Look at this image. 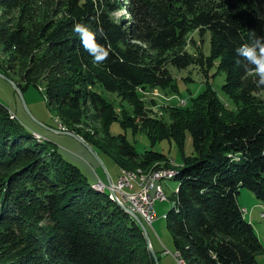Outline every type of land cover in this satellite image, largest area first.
<instances>
[{
    "label": "trees",
    "instance_id": "1",
    "mask_svg": "<svg viewBox=\"0 0 264 264\" xmlns=\"http://www.w3.org/2000/svg\"><path fill=\"white\" fill-rule=\"evenodd\" d=\"M122 10L126 14L115 18ZM77 22L108 50L103 63L83 48L73 31ZM192 32L202 41L208 35L209 54L193 38L199 53L188 50ZM252 32L264 36V0H0V46L20 66L15 79L22 91L46 82L47 103L58 107V118L121 168L145 169L167 157L138 152L125 134L112 132L113 122L165 128L163 138L176 135L146 106L139 118L126 109L120 118L101 90L144 107L141 89L177 90L169 64L198 65L206 78L212 58L226 75L228 96L235 98L234 89L250 110L264 85L236 49ZM0 72L10 77L1 64ZM225 105L208 84L190 107L167 109L193 147L174 172L177 200L167 213L184 264H262L257 254L264 247L238 197L250 190L264 211V113L238 118ZM10 111L0 103V264H157L141 225L111 198L108 181L96 174L98 181L90 182L56 144ZM87 118L101 125L108 142L75 128L87 126Z\"/></svg>",
    "mask_w": 264,
    "mask_h": 264
},
{
    "label": "rangeland",
    "instance_id": "2",
    "mask_svg": "<svg viewBox=\"0 0 264 264\" xmlns=\"http://www.w3.org/2000/svg\"><path fill=\"white\" fill-rule=\"evenodd\" d=\"M42 7L43 9L41 14L44 15L43 13L46 12V8L45 6ZM123 14H126L125 10L117 11L114 13V17L119 19ZM191 38L196 40V45L199 49H202L206 54H209L210 44L208 35L205 36L204 41L201 40L198 32H192L190 35V44L187 48L190 52H192V54L197 56L199 49L194 47L190 40ZM209 59L212 61V68L208 70V75L206 78L198 65H190L187 68H177L169 64L168 67L170 68L172 75L175 77V79H177V90L175 85L174 87L167 85L164 87L165 89L159 87H147L144 90L141 89L140 93L143 98L144 107H140V105L136 102H131L130 100L125 99L123 100L119 97H116L114 94H111V92L108 93L105 90H101L102 94L106 98H110V100L115 101L117 106L116 110L120 118L123 117L124 109H126L127 114L131 116L130 118H134V116L139 118L140 114H143V111L146 110V107H149L152 110L148 112L149 116L153 119L162 118L164 123L172 128L174 134L176 135V138L172 135L163 138V132H165V128L152 129V126H143V124H137L136 128L134 129L133 127H123L117 121L113 122L111 126L112 132L116 134H125L130 142L135 145L138 152L142 153L145 150H155L160 151L167 157L162 161L151 163L149 167L144 169L142 167L121 168L113 158L101 155V160L106 166V169L108 170L114 183L117 182L123 171H136L137 173L142 172L143 174L147 175L158 170H173L174 172L176 171L177 174V168L183 165L185 157L192 154L193 147L191 136L188 134V132L182 129V126L179 125L178 118L174 117L175 114H168L167 109H185L186 107H190L193 103V99L200 97V95L203 94L207 89L208 84L215 91L219 99L223 103L227 104L225 107L232 108L233 111L236 112L234 114L238 113V118L248 116L254 117L256 114L264 113V89L259 91L258 97L256 99L252 100L249 110L247 106H245L242 101L237 98V91L234 89L230 90L232 94L235 95L236 99L234 98L232 100L228 96L224 88L226 75L218 69L219 61L213 60L212 58ZM0 64L6 68L8 74L10 75V77H8H13V80L16 82V79H18L17 73L20 66L18 63L12 61L9 53L5 52L2 46H0ZM204 68L205 69H203V71H207L205 66ZM173 83L174 82H172V84ZM37 85L38 87L33 84L24 87L23 93L29 108L28 111L12 84L0 77V103L8 107L11 110V113L13 112L15 114L13 117L16 116L30 130L33 132L35 131L37 137H43L42 139H46V141L56 144L60 153H62V155L68 161L77 165L87 176L90 182L98 181L96 174H99V176L106 183L107 171L105 170L104 165L93 156L89 149L75 137L54 130L58 129L63 131H71L68 128L69 125L65 124L61 117V119L58 118V107L56 105L51 106L47 103V97L45 93L46 82L39 81ZM222 112L224 113L223 110ZM128 118H125V120H128ZM187 118L188 116L183 115V118L179 119L183 121L182 123H185ZM86 121L88 124L87 126L84 123L83 125H75V128H79L80 131L83 132H91L95 140L100 143H104V140L107 139L105 138V134L102 132L101 125H97V122H93V124H91L90 118H87ZM72 132L75 133L74 130H72ZM129 166L134 165L129 164ZM174 176L175 173L173 177L169 179L163 178L157 182L162 186L168 199H158L155 202L156 216L153 222L146 223L138 214L145 223L151 241L154 244L155 249L158 251L160 264L185 263L181 258L179 251H175L174 235L168 225V217L166 215L177 200L179 181L173 179ZM141 181L142 180L138 177L132 192H136L139 189V183H141ZM100 184H103V182ZM101 189H105V186L102 185ZM107 190L112 191L110 185H108ZM111 197L116 198L115 194H113ZM238 201L242 214L251 223H253L252 225L254 226L255 231L264 247V211L261 209V205H259V200L256 199L255 195L250 190L243 188L239 194ZM257 259L262 264H264V251L257 254ZM181 260L183 262H181Z\"/></svg>",
    "mask_w": 264,
    "mask_h": 264
},
{
    "label": "clouds",
    "instance_id": "3",
    "mask_svg": "<svg viewBox=\"0 0 264 264\" xmlns=\"http://www.w3.org/2000/svg\"><path fill=\"white\" fill-rule=\"evenodd\" d=\"M73 31L79 36L83 48L93 57L94 62L103 63L109 56L108 50L96 40V35L82 23H74ZM250 42L240 45L236 55L255 69L258 85H264V36L250 33Z\"/></svg>",
    "mask_w": 264,
    "mask_h": 264
},
{
    "label": "built area",
    "instance_id": "4",
    "mask_svg": "<svg viewBox=\"0 0 264 264\" xmlns=\"http://www.w3.org/2000/svg\"><path fill=\"white\" fill-rule=\"evenodd\" d=\"M158 181L160 176L150 183H145V186H139L136 192H132L136 179L121 175L110 187L113 192L120 194L126 205L139 214L146 223H152L156 216L155 202L158 199H164L163 188L157 183Z\"/></svg>",
    "mask_w": 264,
    "mask_h": 264
},
{
    "label": "water",
    "instance_id": "5",
    "mask_svg": "<svg viewBox=\"0 0 264 264\" xmlns=\"http://www.w3.org/2000/svg\"><path fill=\"white\" fill-rule=\"evenodd\" d=\"M0 77L4 78L5 80L9 81L12 86L14 87V89L18 92L21 100L23 101L26 109L29 111V108L27 106V103H26V99H25V96H24V93L23 91L21 90V88L18 86V84L11 78H9L7 75H5L4 73L0 72ZM38 121V120H37ZM55 131L57 132H60V133H65V134H69L73 137H75L77 140H79L83 145H85L89 151L93 154V156L101 163L104 165L103 161L101 160L100 156L98 155V153L93 149L92 146H90L84 138H82L81 136H79L78 134L72 132V131H63V130H58V129H54ZM105 167V170L107 171V179H108V184L110 186H112V180H111V177H110V174L108 172V170L106 169V166L104 165ZM118 201V200H117ZM119 204L121 205V207L127 211L130 215H132L135 220L141 225L143 231H144V234H145V237H146V240H147V243H148V247L150 249V252L152 253V255L154 256L155 260H156V263L157 264H160L159 263V259H158V256H157V253H156V250L152 244V241H151V238H150V235H149V232H148V229L145 225V223L143 222V220L141 219V217L136 213L134 212L131 208H129L126 204H124L123 202H120L118 201Z\"/></svg>",
    "mask_w": 264,
    "mask_h": 264
},
{
    "label": "bare ground",
    "instance_id": "6",
    "mask_svg": "<svg viewBox=\"0 0 264 264\" xmlns=\"http://www.w3.org/2000/svg\"><path fill=\"white\" fill-rule=\"evenodd\" d=\"M156 170V169H155ZM122 175H127V176H131L132 179H138V177L142 180L141 183H139V186H145V183H150L151 181H153L155 178H158V176H160V180H162L163 178H170L174 175V171H167V170H158V171H154L151 174H143L142 172L137 173L136 171H124L122 172ZM97 186H99V188H102V185L98 184ZM161 186V185H160ZM162 187V186H161ZM98 188V187H97ZM99 190V189H98ZM113 194H115L116 196V200L122 202L123 199L121 197L120 194L113 192ZM112 194V195H113ZM163 195H164V199H168V197L165 194V191L163 190ZM112 198V197H111ZM162 200V199H161ZM165 201V200H164ZM123 203L126 204L125 201H123ZM167 215V214H166ZM168 217V216H167ZM178 257V256H177ZM181 262H183L181 260Z\"/></svg>",
    "mask_w": 264,
    "mask_h": 264
},
{
    "label": "crops",
    "instance_id": "7",
    "mask_svg": "<svg viewBox=\"0 0 264 264\" xmlns=\"http://www.w3.org/2000/svg\"><path fill=\"white\" fill-rule=\"evenodd\" d=\"M112 180V179H111ZM107 181H108V179H107ZM259 205H261L260 203H259ZM261 207V209H262V206H260ZM247 217H248V214H247ZM253 224V223H252Z\"/></svg>",
    "mask_w": 264,
    "mask_h": 264
}]
</instances>
